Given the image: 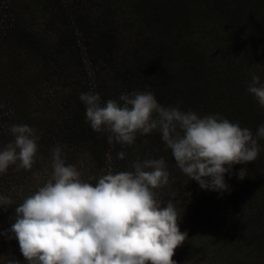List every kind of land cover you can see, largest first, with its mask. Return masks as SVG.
<instances>
[{
    "label": "trees",
    "instance_id": "obj_1",
    "mask_svg": "<svg viewBox=\"0 0 264 264\" xmlns=\"http://www.w3.org/2000/svg\"><path fill=\"white\" fill-rule=\"evenodd\" d=\"M253 74L264 84V0H0V149L13 140L14 124L40 137L30 171L13 165L0 174V195L13 200L0 208V264H27L5 233L15 207L50 178L56 145L93 184L131 170L136 159L163 158L169 183L155 191L172 200L187 233L176 264H264V138L255 161L225 175L229 191L202 190L159 131L132 146L109 144L79 99L89 91L102 103L152 92L162 106L222 116L255 138L264 108L247 91Z\"/></svg>",
    "mask_w": 264,
    "mask_h": 264
},
{
    "label": "clouds",
    "instance_id": "obj_2",
    "mask_svg": "<svg viewBox=\"0 0 264 264\" xmlns=\"http://www.w3.org/2000/svg\"><path fill=\"white\" fill-rule=\"evenodd\" d=\"M247 91L264 108L258 75H252ZM79 99L90 127L109 133V144L132 146L138 135L159 131L176 166L202 190L229 191L225 175L235 165L255 161L258 138H264V125L254 138L248 128L222 116L201 117L178 106H162L152 92L134 91L102 103L98 93L89 91ZM9 132L13 140L0 149V174L13 165L17 171H30L39 151L36 129L14 124ZM125 155L117 153L120 160ZM51 157L50 178L15 207L5 233L18 241L27 264H176L175 251L187 233L180 230L172 200L163 203L155 191L169 183L163 158L136 159L131 170L109 171L93 184L81 179L75 165L65 163L62 146L52 148ZM236 176L243 180L246 170L242 167ZM12 204L10 197L0 195V208Z\"/></svg>",
    "mask_w": 264,
    "mask_h": 264
}]
</instances>
